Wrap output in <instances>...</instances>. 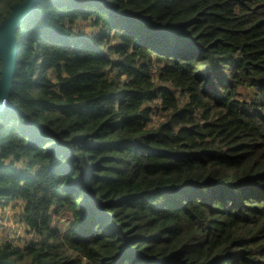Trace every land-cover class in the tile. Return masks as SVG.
<instances>
[{
	"label": "trees",
	"instance_id": "trees-1",
	"mask_svg": "<svg viewBox=\"0 0 264 264\" xmlns=\"http://www.w3.org/2000/svg\"><path fill=\"white\" fill-rule=\"evenodd\" d=\"M15 41L0 264H264V0H41Z\"/></svg>",
	"mask_w": 264,
	"mask_h": 264
},
{
	"label": "water",
	"instance_id": "water-1",
	"mask_svg": "<svg viewBox=\"0 0 264 264\" xmlns=\"http://www.w3.org/2000/svg\"><path fill=\"white\" fill-rule=\"evenodd\" d=\"M40 1L27 0L24 3L13 5L10 17L0 25V58L3 66L0 79V112L6 107L19 112L18 106L9 100L18 63L15 31Z\"/></svg>",
	"mask_w": 264,
	"mask_h": 264
},
{
	"label": "rangeland",
	"instance_id": "rangeland-1",
	"mask_svg": "<svg viewBox=\"0 0 264 264\" xmlns=\"http://www.w3.org/2000/svg\"><path fill=\"white\" fill-rule=\"evenodd\" d=\"M24 207L16 201L8 206L0 207V246L13 243L25 247L27 242L34 239V234L27 232L28 226L23 221ZM22 221L19 223V221Z\"/></svg>",
	"mask_w": 264,
	"mask_h": 264
},
{
	"label": "built area",
	"instance_id": "built-area-1",
	"mask_svg": "<svg viewBox=\"0 0 264 264\" xmlns=\"http://www.w3.org/2000/svg\"><path fill=\"white\" fill-rule=\"evenodd\" d=\"M22 222L21 220L19 221V223ZM27 232H28V229H27ZM28 243V242H27ZM27 243L25 245H27ZM13 244V243H12ZM18 246V245H17ZM1 247V246H0Z\"/></svg>",
	"mask_w": 264,
	"mask_h": 264
}]
</instances>
